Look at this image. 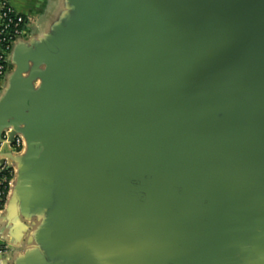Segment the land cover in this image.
Listing matches in <instances>:
<instances>
[{
	"label": "water",
	"instance_id": "1",
	"mask_svg": "<svg viewBox=\"0 0 264 264\" xmlns=\"http://www.w3.org/2000/svg\"><path fill=\"white\" fill-rule=\"evenodd\" d=\"M71 3L29 37L0 151L42 139L71 264L175 262L239 175L264 176V0Z\"/></svg>",
	"mask_w": 264,
	"mask_h": 264
},
{
	"label": "crops",
	"instance_id": "2",
	"mask_svg": "<svg viewBox=\"0 0 264 264\" xmlns=\"http://www.w3.org/2000/svg\"><path fill=\"white\" fill-rule=\"evenodd\" d=\"M7 1L30 21L20 38L23 41L12 57L9 55L6 77L0 78V100L22 56L32 46L29 37L40 31L53 35L74 15L71 0ZM39 143L40 147L33 151L26 141L16 153L0 151V165L8 161L12 171L7 191L0 196V244L7 248L5 254H0V264H71L65 257L66 249L82 241L59 226L65 218L59 217L55 191L50 187L54 159L46 155L42 139ZM257 178L239 175L231 188H226L224 205L219 204L210 211V217L204 218L202 228L208 229L207 233L212 230L211 237L187 239L175 262L166 264H264V176ZM80 256L77 250L75 264H82ZM83 257L89 264L90 255ZM117 258L114 253L108 262L123 264Z\"/></svg>",
	"mask_w": 264,
	"mask_h": 264
},
{
	"label": "built area",
	"instance_id": "3",
	"mask_svg": "<svg viewBox=\"0 0 264 264\" xmlns=\"http://www.w3.org/2000/svg\"><path fill=\"white\" fill-rule=\"evenodd\" d=\"M30 18L16 12L7 0H0V78H5L8 71V59L11 49L17 39L25 34V27ZM7 133L2 134V143L7 142ZM9 142V141H8ZM12 152L16 153L21 145L22 138L14 135L13 140L9 142ZM1 144V143H0ZM12 174L9 164L4 161L0 165V196H4L8 188V180ZM7 248L0 244V254L5 253Z\"/></svg>",
	"mask_w": 264,
	"mask_h": 264
},
{
	"label": "trees",
	"instance_id": "4",
	"mask_svg": "<svg viewBox=\"0 0 264 264\" xmlns=\"http://www.w3.org/2000/svg\"><path fill=\"white\" fill-rule=\"evenodd\" d=\"M25 16V15H24Z\"/></svg>",
	"mask_w": 264,
	"mask_h": 264
}]
</instances>
